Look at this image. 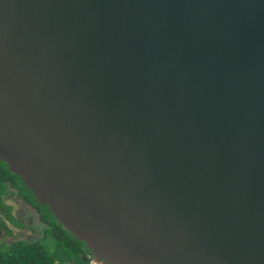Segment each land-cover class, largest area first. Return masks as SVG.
Wrapping results in <instances>:
<instances>
[{
    "label": "water",
    "instance_id": "95a60500",
    "mask_svg": "<svg viewBox=\"0 0 264 264\" xmlns=\"http://www.w3.org/2000/svg\"><path fill=\"white\" fill-rule=\"evenodd\" d=\"M0 160L94 264H264V0H0Z\"/></svg>",
    "mask_w": 264,
    "mask_h": 264
},
{
    "label": "trees",
    "instance_id": "16d2710c",
    "mask_svg": "<svg viewBox=\"0 0 264 264\" xmlns=\"http://www.w3.org/2000/svg\"><path fill=\"white\" fill-rule=\"evenodd\" d=\"M15 197L27 206L34 218L42 223V236L36 239H16L0 246V264H94L93 252L84 241H80L65 229L49 206L40 203L33 191L17 174L10 171L6 162L0 160V210L14 223H22L13 216L12 206L6 199ZM5 228L6 223L3 221ZM51 240L54 247L47 241Z\"/></svg>",
    "mask_w": 264,
    "mask_h": 264
},
{
    "label": "rangeland",
    "instance_id": "374dc122",
    "mask_svg": "<svg viewBox=\"0 0 264 264\" xmlns=\"http://www.w3.org/2000/svg\"><path fill=\"white\" fill-rule=\"evenodd\" d=\"M6 203L12 206V214L16 217L22 225L12 222L7 215L0 210V216L4 219L6 227H0V246L7 243H11L16 239H36L42 236V223L37 215L32 217L28 212L27 206L15 197H9L6 199ZM2 214V215H1ZM50 247H54V243L51 240L47 241Z\"/></svg>",
    "mask_w": 264,
    "mask_h": 264
},
{
    "label": "flooded vegetation",
    "instance_id": "af4514ba",
    "mask_svg": "<svg viewBox=\"0 0 264 264\" xmlns=\"http://www.w3.org/2000/svg\"><path fill=\"white\" fill-rule=\"evenodd\" d=\"M2 215V214H1ZM14 216V215H13ZM4 219H2V216H0V227H3L2 226V223H3Z\"/></svg>",
    "mask_w": 264,
    "mask_h": 264
}]
</instances>
